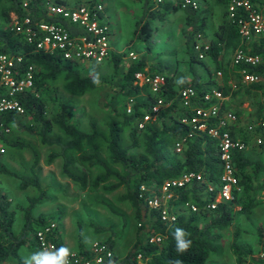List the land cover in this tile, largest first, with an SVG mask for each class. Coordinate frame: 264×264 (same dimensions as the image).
Instances as JSON below:
<instances>
[{"label": "trees", "instance_id": "16d2710c", "mask_svg": "<svg viewBox=\"0 0 264 264\" xmlns=\"http://www.w3.org/2000/svg\"><path fill=\"white\" fill-rule=\"evenodd\" d=\"M2 1V0H1ZM0 6V19L3 26L0 27V52L20 54V67L30 63L33 66L32 85L23 92L16 94V98L23 108L21 114L8 112L1 114L0 118L5 123L22 126L19 116L26 115L30 119V125L24 126L28 132L36 135L38 142L42 145H56V150L51 149L45 156L48 164L55 158L60 159V171L78 189L94 190L100 188L103 192H110L118 186L123 185L124 193L119 199H127L133 207V219L138 223L134 232V239L123 255L115 253L112 249V264H134L136 254H140V264H173L180 260L182 264H207L206 258L215 247L219 238V230L231 224L237 209L233 204H239L240 211H247L260 201L255 196L259 186L250 185L243 180L238 169L251 162L246 160L239 151L233 154L235 172L238 176L239 190H233L231 200L218 202L213 209H203L206 182H215L219 174V159L214 139L205 132H196L185 137L181 149H173V141L186 132V125L179 121L183 108L177 98L174 97L176 90L180 87L190 85L198 94L209 87L201 84L200 75L193 68L192 63L203 64V60L196 58L191 50L190 41L193 33L201 29L202 15L197 10L182 9L185 22L191 30L184 31V49L186 58L175 60L174 68L166 70L164 64L146 62L144 51L134 59H130L121 74L115 78L114 85L117 94L122 96L120 112L113 101H108L113 114H119L118 118L109 117L103 122V128H99L93 119L88 120V128H81L74 120L67 118V105L58 98L56 94L46 95L49 80L60 77L63 90L70 94L80 95L84 91L97 88L109 83V80L97 73L99 63L91 61H71L61 59L57 55L34 50L21 34L9 29L8 23L15 17L25 13L19 8L17 0H3ZM224 4V0H216ZM143 11L134 21L132 33L137 40L144 45L145 52L150 50L151 15L150 11L160 10L163 14L177 10V6L162 4L154 6L150 0H143ZM198 8V7H197ZM196 8V9H197ZM27 14L33 21L48 19L43 11L38 8L37 0L30 2ZM55 20L56 17H50ZM67 25V23H65ZM71 32L79 29L67 25ZM239 42V37L234 23L225 18V6L223 16L215 30V38L209 43L205 54L210 58L214 67L222 71V85L218 89L221 94H226V69L235 73L238 65L231 63L230 67L220 63L218 54L225 49H233ZM249 52L257 53L260 61L255 65H247L246 68L253 72L264 73V34L254 36L247 44ZM111 53L113 67L118 65L119 56ZM174 56V55H173ZM185 64L189 78H185L181 72L178 73L179 65ZM20 68V69H21ZM21 69V70H22ZM89 69V71H87ZM148 70L161 72L165 77V84L159 95L166 105H162L152 119L144 122L141 128L136 127V120L142 115L143 110L148 108V102L152 98L147 87L132 83L135 70ZM177 72L175 73V71ZM173 74H176L175 77ZM208 79L212 82V77ZM207 79V80H208ZM244 92H253L257 88L264 87V81L243 84ZM47 87V88H46ZM263 94L264 101V91ZM114 97V95H113ZM131 97L133 101L130 109L126 112V102ZM51 99L55 105L46 115V101ZM258 115L264 117L262 108L258 109ZM123 127H128L127 140L122 142L121 132ZM2 133L1 136H4ZM14 146H29L21 141H8ZM136 149H132L135 148ZM32 161L29 165V175H15L12 171L0 165V172L14 175L19 179L18 188L32 185L38 190L37 195L28 197V205L25 207V221L19 231L12 229V214L9 209V199L0 191V264H28L19 251L22 246L27 250H35L34 241L31 236L33 229L40 223L50 220L56 221L57 228L54 231V239L60 236L59 213L48 218L31 217L29 210L35 202L44 198L43 192L46 187L39 186L38 171L36 167L37 154L31 149ZM92 170V171H91ZM182 171H194L201 174L199 180H193L183 186L171 188L172 194L167 200L170 210L175 209L178 203L186 200L197 205L196 210L179 212L171 221L160 219L159 209L149 207L146 200L151 197L152 192L146 188L151 186L159 192L162 181L168 177H174ZM88 172H90L88 174ZM264 183V182H263ZM262 184V183H261ZM44 189V190H43ZM47 190V189H46ZM154 193V192H153ZM183 229L186 233L185 239L191 241L187 251H177V240L175 231ZM150 235H158V241H150ZM258 239L264 248V237L257 233ZM111 247V239L103 240ZM58 244H62L58 240ZM79 245V249H82ZM230 251L234 255L236 264H264V255L256 257L251 255L250 247L243 246L236 241V232L232 233ZM248 261V263H246Z\"/></svg>", "mask_w": 264, "mask_h": 264}, {"label": "built area", "instance_id": "2783aa9c", "mask_svg": "<svg viewBox=\"0 0 264 264\" xmlns=\"http://www.w3.org/2000/svg\"><path fill=\"white\" fill-rule=\"evenodd\" d=\"M19 8L25 11L21 16L15 17L9 23V29L22 35L23 39L32 45L34 50L57 55L61 59L71 61H91L100 63L107 58L110 52L111 27L102 17L103 3L99 0L75 2L71 5L68 0H37V6L48 19L33 21L27 14L30 2L33 0H17ZM154 6L168 4L176 5L179 9H196L197 0H150ZM225 18L232 21L239 37L238 44L233 48L231 63L238 65L236 72L244 84L264 81V73L249 71L247 65H255L260 61L257 53L249 52L247 44L254 36L264 34V0H224ZM50 17H56L55 20ZM79 29L71 32L67 25ZM199 33H195L192 48L196 51L197 58H202L208 43L199 41ZM129 58L136 55L128 52ZM21 55L0 52V115L8 112L21 114L23 108L16 98V94L23 92L32 85L33 66L28 63L23 69L20 67ZM22 70H21V69ZM133 84L147 87L152 98L148 108L136 120V127L141 128L144 122L152 119L162 105L163 101L158 94L165 84L164 74L148 70H135L132 78ZM177 98L183 108L179 121L186 125V132L173 141V149L179 151L185 137L198 132H205L214 139L219 159V174L217 183L207 184L204 189L205 198L203 209H213L218 202L232 199L233 190H239L238 176L235 172L233 154L246 146V139L242 134L252 135L256 144L263 142L264 118L248 121L237 134L232 132V125L236 124L235 111L221 105L223 95L214 88H208L201 94L190 85L176 90ZM133 101L128 98L126 112ZM10 125L0 118V136L7 133ZM4 146L0 143V155ZM201 174L194 171H182L174 177L165 178L160 187L159 196L151 191V197L146 200L149 207L159 209L160 219L171 221L176 214L167 205V198L171 195V188L183 186L193 180H199ZM146 188L148 187H143ZM166 195V196H165ZM168 196V197H167ZM187 207L193 211L197 205L186 200L178 207ZM56 221L50 220L36 226L31 236L34 241V255L28 264H37L34 257L41 255L61 256L62 249H68V254L63 256V264H112V248L104 241L95 240L82 249H72L63 244H58L54 239ZM150 241H158V235H150ZM264 255V251L261 252ZM136 263L140 264V254H136Z\"/></svg>", "mask_w": 264, "mask_h": 264}, {"label": "rangeland", "instance_id": "374dc122", "mask_svg": "<svg viewBox=\"0 0 264 264\" xmlns=\"http://www.w3.org/2000/svg\"><path fill=\"white\" fill-rule=\"evenodd\" d=\"M79 0H68L69 4L78 2ZM202 6V12L200 15L204 20L209 21L212 27L217 24L220 19L221 4L215 2V0H197ZM135 2V1H134ZM132 0V5L136 4ZM142 0H137L136 6H140ZM122 4L121 0L118 2ZM5 2L0 0V6ZM135 6V5H134ZM139 8V7H136ZM131 9V8H129ZM127 9V10H129ZM133 9L127 15L122 12L123 17H120L116 13V23L119 24L118 29L120 31H113L111 26V36L117 33L118 39L116 42L120 44V50L114 52L118 55L120 60L118 65L113 67L111 53L105 60L100 62L96 68L98 74L109 80L106 85L99 86L97 88L84 91L80 95H74L66 92L61 87L60 77L49 80L48 89L46 95L56 94L60 100L67 105V118L74 120L78 125L83 128H88V120L93 119L95 124L99 128H103V122L109 117H119L120 104L123 102L122 96L117 94V87L114 85L115 78H117L122 70L128 64L130 58L129 51H132L136 56L141 54L144 48L143 44H139L137 38L132 33L133 21L137 20L141 11L136 12ZM182 9L171 11L164 15V20H154L160 30H165L167 33L166 45H156L157 49L147 51V55H151L154 58L162 57V50L173 49L177 51L176 56L179 57V49L182 48L180 41L184 35V31L191 30L190 26L186 24L184 15L181 13ZM178 13H181L178 17ZM162 19V18H161ZM3 22L0 19V27L3 26ZM171 46V47H170ZM111 52V51H110ZM232 49H225L221 52V62L227 65L231 59ZM179 59V58H178ZM156 62L157 60H152ZM152 61H149L152 62ZM153 62V63H154ZM185 64H182L181 68H184ZM89 71V69H87ZM180 74V72H178ZM46 87V88H47ZM114 95V97H113ZM108 101H113L118 108V112L113 114L111 108L107 105ZM55 101L47 99L46 101V115L49 110L55 105ZM128 104V100L126 102ZM19 120L22 126H17L14 123L10 125V129L4 136H0V143L4 146V152L0 155V165L6 169L12 171L15 175H29V165L32 161L31 149L36 151L37 167L40 171H44L52 166V171L59 166L60 159L55 158L46 165L45 156L51 149L56 150V145H42L38 142L36 135L28 132L24 126L30 125V119L27 116L20 115ZM128 127H123L121 132L122 142H128L127 131ZM8 141H21L27 143L29 146H14L8 144ZM132 149H136L132 148ZM92 171V170H91ZM38 173H40L38 171ZM45 173V172H43ZM90 172H88L89 174ZM48 175L50 172L47 171ZM46 175V179H48ZM59 175V174H58ZM52 178V177H51ZM54 180V178H52ZM19 179L14 175H8L0 172V191L5 193L9 199V209L12 214V229L14 232L19 231L21 225L25 221L24 210L28 205V197L37 195L38 190L32 185H27L24 188H18ZM70 180L62 175L57 180L56 189H51L53 198L43 201L44 198L35 202L30 210L31 217L43 218L51 217L52 215L59 213V226L64 235L67 236V240L84 243L89 245L95 240L111 239V248L119 255H123L128 247L131 245L134 239L135 228L138 225L133 219V207L129 204L127 199H119V195L124 193L125 188L123 185L116 187L110 192H103L100 188L94 190H81L77 187H72ZM54 186V182L51 183ZM40 186V184H39ZM41 187V186H40ZM149 191H152L156 195L161 193L153 189L151 186H147ZM44 190V189H43ZM47 190H49L47 188ZM47 193L46 189L43 195ZM172 194V192H171ZM50 195V196H51ZM166 196V195H165ZM168 197V196H167ZM168 200V198H167ZM192 202V201H190ZM233 209H237L231 224L223 229L219 230V238L216 240L215 247L209 252L206 258L207 264H236L234 261V255L230 251V242L232 239V233L236 232V241L246 247H250L251 255L256 257H262L261 252L264 251L263 245L258 239L257 233H260L264 237V199H261L257 205H253L247 211H240L239 204L235 202ZM189 209L187 207H177L174 209L175 214L186 212ZM27 248L22 246L20 251H25ZM21 251V252H23ZM248 263V261L246 262Z\"/></svg>", "mask_w": 264, "mask_h": 264}, {"label": "crops", "instance_id": "0c3cea01", "mask_svg": "<svg viewBox=\"0 0 264 264\" xmlns=\"http://www.w3.org/2000/svg\"><path fill=\"white\" fill-rule=\"evenodd\" d=\"M81 1H95V0H79L78 2ZM97 1V0H96ZM103 3V11H102V17L105 18L106 21H108L109 26L113 27V31H120L119 24L116 23V13H118V15L120 17H123V15L121 14L122 12L127 13V15L130 13V11L133 9H135V6L137 4V0H133L134 3L132 5V0H121L122 4H119L118 2L120 0H99ZM147 0V4H148ZM143 2V0H142ZM142 2L139 3L140 6H136L139 8H136V12L139 11H143V5ZM215 2H218L215 0ZM220 3V2H219ZM221 4V8H220V12H219V16L220 19L217 22V24L215 25V27H212V24L209 21H205L204 18L202 17V25H201V29L198 30L197 32L193 33L192 39L190 41L191 47L192 44L195 41V33H199V41H203L206 43H210L213 41V39L215 38V30L217 28L218 23L220 22L222 16H223V11H224V4ZM135 5V6H134ZM131 8V9H129ZM202 6H200L195 10H197V12L200 14L202 12ZM129 9V10H127ZM161 10V9H160ZM159 9L158 10H153L150 11V19H151V34H150V43H151V47L150 49L153 50L154 48L157 49L156 45L159 46H164L166 45V37L165 35L167 33H165V30H160L158 28V26L156 25L154 20L157 21H162L164 20V15ZM181 13H183V11L181 10ZM181 13H178V17H180ZM162 18V19H161ZM134 24V21H133ZM112 29V28H111ZM117 33L115 32L113 36L110 35V51L111 52H116L118 50H120V44L118 42L115 41L114 37L116 39H118ZM139 44H141L142 42L138 41ZM180 45H182V48L179 49L180 56L177 57L175 53H177V51L175 50V47L172 49H164L162 50L161 53H163L162 57L160 58H154L151 55H147V53L144 51L143 55H144V59L146 62L152 61V60H157L156 63L158 62L159 64H164L165 69L166 70H172L174 68L175 65V60L176 58H186L185 54L183 53V49H184V37H182L181 41H180ZM171 47V46H170ZM143 50H145V48H143ZM192 52L194 53V55L196 56V51L191 48ZM233 51V49H232ZM174 55V56H173ZM232 55V53H231ZM176 57V58H175ZM221 54H218V59L221 63ZM197 58V56H196ZM200 59V58H198ZM203 60V64L198 63V62H193V68L195 69V71L200 75L201 78V84L205 87H214V88H218L219 86L222 85V69L220 70L219 68H215L214 64L211 62L210 58L207 56V54H203V57L201 58ZM154 61L150 62L153 63ZM149 63V64H150ZM157 63V64H158ZM222 64V63H221ZM231 65V59L230 62L228 61L227 66L230 67ZM181 67V65H179V68ZM179 72H181V74L185 77V78H189V73L187 71V67L185 65L184 68H181L180 70L178 69ZM229 69H226V73H227V78H226V84L228 87V91L226 94H222L223 95V99L221 101V105L224 108L227 109H231L233 111H235L236 115H237V121L236 124L232 125V132L234 134H237L238 131L250 120L252 119H258V118H264L262 115H258L260 108H262V113H264V101H263V94H261V91H264V87L262 88H257L254 91L256 92V94L252 95L253 92H249L248 94L244 92V83L241 82L239 75L235 74V73H231L228 72ZM177 72V70L175 71V73ZM176 74H173V76L175 77ZM212 77V82L209 81L208 76ZM208 79V80H207ZM246 141V146L240 150V154L248 161H250L251 163L244 165L242 168L238 169V172L240 175H242L243 180L248 182L250 185H255V186H259L258 189L255 192V196L257 197V199H259V201L261 199H264V136H263V142L261 144H256L253 141V137L252 135H247V134H242ZM48 165V164H46ZM47 169L44 171H40V173H38V180H39V184L41 187H46V189L48 188L49 190H46L47 193L45 192L44 195V200H49L50 198H53V195H51L50 193H52L51 189H56L59 187L57 185V180L59 179V177H62V173L60 171V165H57V168L54 169V172L52 171V166L46 167ZM48 172H50V175L46 174ZM45 172V173H43ZM59 174V175H58ZM46 175H48V179H46ZM54 178V180L52 178ZM54 182V186L51 185V183ZM217 183V180L215 182H210L207 181V184H215ZM262 183V184H261ZM72 187H76L72 181L70 182ZM204 190V189H203ZM51 195V196H50ZM189 200V199H188ZM190 201V200H189ZM180 203H178L177 205H179ZM58 222H60L58 220ZM58 240L65 246L70 247L72 249H79V245H81V247H86L87 245H84V243H80V242H74V241H70L67 240V236L64 235L63 231L60 229V236L58 238ZM23 251V250H21ZM19 251V255L22 256V258L26 261L29 262L31 260V258L34 255V251L33 250H26L21 252Z\"/></svg>", "mask_w": 264, "mask_h": 264}, {"label": "clouds", "instance_id": "9594fccd", "mask_svg": "<svg viewBox=\"0 0 264 264\" xmlns=\"http://www.w3.org/2000/svg\"><path fill=\"white\" fill-rule=\"evenodd\" d=\"M186 233L183 229L177 228L175 231V237L177 240V251L183 253L187 251V249L191 245V241L185 239ZM68 254V249H62L61 256H53V255H41L38 257H34L37 260V264H63V256ZM173 264H182V261L175 260Z\"/></svg>", "mask_w": 264, "mask_h": 264}]
</instances>
